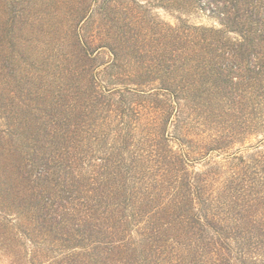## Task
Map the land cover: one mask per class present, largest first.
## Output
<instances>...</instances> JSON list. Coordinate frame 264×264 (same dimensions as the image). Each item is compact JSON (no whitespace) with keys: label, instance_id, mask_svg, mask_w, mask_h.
<instances>
[{"label":"trees","instance_id":"obj_1","mask_svg":"<svg viewBox=\"0 0 264 264\" xmlns=\"http://www.w3.org/2000/svg\"><path fill=\"white\" fill-rule=\"evenodd\" d=\"M218 1L224 30L119 0H0L12 264H264V150L232 157L223 176L191 171L170 144L174 120L199 154L264 127V0Z\"/></svg>","mask_w":264,"mask_h":264},{"label":"rangeland","instance_id":"obj_2","mask_svg":"<svg viewBox=\"0 0 264 264\" xmlns=\"http://www.w3.org/2000/svg\"><path fill=\"white\" fill-rule=\"evenodd\" d=\"M93 8H97L98 0H91ZM120 7L124 4H131V7L136 8L144 14V18L154 19L160 22H166L172 25L179 24L181 21L188 22L193 25L213 27L217 29H225L221 23L220 11L223 3L218 0H198L192 7H189L187 10H175L171 8H165L163 2L166 0H119ZM138 3L141 4V7L138 6ZM230 37H238L234 32L228 33ZM98 62H101L99 67L100 75L102 74V79L107 80V75L104 73L107 67L108 62L113 58L112 54L107 49H101L98 53ZM104 71V72H103ZM106 76V77H105ZM175 121V120H174ZM174 121L169 124V134L171 136L170 144L173 148L181 152L188 153L187 165L191 171H203L208 168L221 167L222 175H227L230 173V161L232 157L238 155H250L255 154L259 151L264 150V127L258 129V131H249L243 134L239 141L229 145L226 148L215 149L207 151L205 154L196 153L197 150L187 149L181 142L175 137L178 136L179 132L176 127H174ZM195 149V148H194ZM1 221L3 219L1 218ZM0 223V264H12L11 261L17 260L21 256L17 257L11 254L9 248L6 249L5 242H3L2 237L5 229L1 226ZM16 232V230H15ZM24 242L25 246H19L21 249L23 247L29 249L31 246L28 240L21 239Z\"/></svg>","mask_w":264,"mask_h":264}]
</instances>
